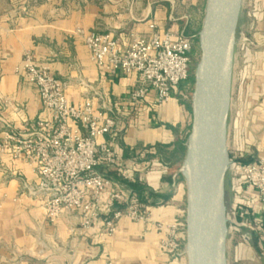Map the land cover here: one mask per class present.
I'll list each match as a JSON object with an SVG mask.
<instances>
[{
  "label": "crops",
  "instance_id": "0c3cea01",
  "mask_svg": "<svg viewBox=\"0 0 264 264\" xmlns=\"http://www.w3.org/2000/svg\"><path fill=\"white\" fill-rule=\"evenodd\" d=\"M207 5L208 0H0V141L9 126L28 133L37 119L52 116L43 107L36 85L20 69L24 53L30 51L36 60L49 65L55 77L67 82L71 102L92 98L96 108L119 117L118 128L105 138L118 156L127 159L129 172L136 175L131 183L141 184L144 190L132 188L114 168L102 166L100 170L132 190L150 217L146 221L123 217L112 234L105 231L104 216L88 227L73 213L51 222L40 203L28 195L27 187L36 180L34 167L0 152V246L46 256L51 249L56 254L69 250L61 264H188L187 254L178 259L161 249L164 231L158 223L183 214L184 187L166 171L160 156L161 150L177 149L183 140L187 163L192 108L177 98L178 89L163 102L154 90L134 102L131 92L139 85L138 74L100 70L76 28L112 32L127 45L133 34L148 35L152 23L162 31L182 30L190 24L192 31L186 33L196 38L203 29ZM178 13L185 14L178 17ZM256 58L264 68V53ZM261 89L252 88L254 99L262 98L253 103L256 127H264V75ZM257 136V156L249 154L244 163L264 159V132ZM244 206L251 223L235 226L240 217L230 219L234 224L230 234L243 237V242L230 252L225 233V264H264V203L257 200L255 191H249Z\"/></svg>",
  "mask_w": 264,
  "mask_h": 264
},
{
  "label": "built area",
  "instance_id": "2783aa9c",
  "mask_svg": "<svg viewBox=\"0 0 264 264\" xmlns=\"http://www.w3.org/2000/svg\"><path fill=\"white\" fill-rule=\"evenodd\" d=\"M150 27L148 35H131L127 45L112 32L76 28L100 70L138 74L139 85L131 92L134 102L146 99L152 90L159 102L170 99L187 80L192 65V36L183 30L162 31L157 23ZM20 69L36 85L43 107L52 116L37 119L28 133L9 126L0 141V152H9L14 160L27 161L34 167L36 180L27 187L28 195L40 203L49 221L73 213L82 217L83 227H88L104 216L105 231L112 234L123 217L149 220L132 190L100 170L102 166L114 168L126 183L136 178L128 170L127 159L118 156L105 138L118 128L119 117L96 108L92 98L71 102L67 82L55 77L49 65L36 60L30 51L24 53ZM226 169L235 193L233 208L241 218L235 226H248L250 211L244 206L247 193L255 191L257 200L264 203V159L243 163L228 153ZM104 205L107 207L103 210ZM181 216L158 223L164 231V251L176 256L187 254V221L184 213Z\"/></svg>",
  "mask_w": 264,
  "mask_h": 264
},
{
  "label": "water",
  "instance_id": "95a60500",
  "mask_svg": "<svg viewBox=\"0 0 264 264\" xmlns=\"http://www.w3.org/2000/svg\"><path fill=\"white\" fill-rule=\"evenodd\" d=\"M241 0H208L195 70L187 184L188 264H225L223 176L228 161L227 102Z\"/></svg>",
  "mask_w": 264,
  "mask_h": 264
},
{
  "label": "rangeland",
  "instance_id": "374dc122",
  "mask_svg": "<svg viewBox=\"0 0 264 264\" xmlns=\"http://www.w3.org/2000/svg\"><path fill=\"white\" fill-rule=\"evenodd\" d=\"M198 7V6H197ZM184 10V9H183ZM185 13H178L180 17ZM199 14V13H198ZM185 33L191 32L190 24L182 29ZM202 31H200L201 34ZM187 34V33H186ZM200 34L193 37L192 65L191 72L194 73L201 56ZM264 53V9L261 8V0H241V5L237 15V22L233 39V59L231 68V80L229 96L227 102V131L226 145L229 157L238 156L241 160H249L248 155L257 156V145L260 139L257 135L264 132V127H256L253 123V103L261 102L262 98L254 99L252 88H262L263 85V63L256 61V56ZM262 78V79H260ZM194 85L187 80L183 81L178 87L177 98L181 103L192 108ZM262 90V89H261ZM160 158L166 166V171L175 175L178 185H182L185 190L184 195V217L186 215L187 204V184L183 167L185 165L184 153L181 150L163 149ZM256 158V157H255ZM244 163V162H243ZM231 174L226 169L223 176L224 187V210L227 217L225 233L231 243L229 250L243 242V237L236 233L230 234L233 230L235 219L234 203L235 193L230 185ZM182 217V216H181ZM238 217V216H237ZM231 219V220H230ZM241 219V218H239ZM241 222V220H238ZM246 227V226H245ZM229 234V235H228ZM161 249L164 251L160 242ZM0 264H61L65 262L69 250L56 254L54 249L49 250L48 256L40 253H28L15 246L1 244ZM184 250V245L182 247ZM227 251V252H228ZM230 253H228V256ZM178 259H185L186 254L176 256ZM42 257V258H41ZM47 257V258H46ZM147 262V257L145 256ZM150 260V259H148ZM241 263V261L239 262Z\"/></svg>",
  "mask_w": 264,
  "mask_h": 264
},
{
  "label": "trees",
  "instance_id": "16d2710c",
  "mask_svg": "<svg viewBox=\"0 0 264 264\" xmlns=\"http://www.w3.org/2000/svg\"><path fill=\"white\" fill-rule=\"evenodd\" d=\"M187 81H188V82H191V83H193V84H195V72L192 73L191 70H190V74H189V76H188V78H187ZM177 148H178L179 150H181L182 153L185 154L186 146L184 145L183 140H181V141H179V142L177 143ZM242 161H243V162H248L249 160H245V159H244V160H242ZM129 185L132 186V188H134L135 190H137V191H139V192H142V191L144 190L143 186H141V184H139V183H131V182H130ZM151 194H153V195H155V196H160L159 194L154 193V192H151Z\"/></svg>",
  "mask_w": 264,
  "mask_h": 264
},
{
  "label": "bare ground",
  "instance_id": "6f19581e",
  "mask_svg": "<svg viewBox=\"0 0 264 264\" xmlns=\"http://www.w3.org/2000/svg\"><path fill=\"white\" fill-rule=\"evenodd\" d=\"M183 170L185 171V173L189 174V171H190L189 163H186L184 165Z\"/></svg>",
  "mask_w": 264,
  "mask_h": 264
}]
</instances>
